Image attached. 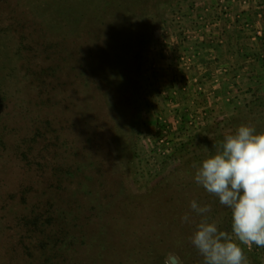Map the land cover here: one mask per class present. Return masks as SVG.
Instances as JSON below:
<instances>
[{
	"label": "rangeland",
	"instance_id": "obj_1",
	"mask_svg": "<svg viewBox=\"0 0 264 264\" xmlns=\"http://www.w3.org/2000/svg\"><path fill=\"white\" fill-rule=\"evenodd\" d=\"M87 1L0 0V264H48V252L42 248L48 228L41 227L40 223H47L51 213L61 214L63 223L68 226L72 223V230L76 232L83 227L84 236L77 239L75 250L65 252L63 264L118 263V258L111 259L107 256L109 252L96 247L91 240L104 239L110 243L112 240L105 237L122 238L121 234H115L116 229L134 220L132 213L125 215L122 211L118 216L117 212L129 197L134 204L145 206L144 211L140 210V216L142 219L143 214L147 216L152 227L149 233H138L143 234L145 242L140 250L141 260L136 264H203V256L191 243L193 232L201 220L207 218L209 222H217L221 231L230 233L231 226L227 230L225 227L226 217L230 214L227 215L223 209L213 219L204 214L200 219L192 216L188 222L182 221L181 215L186 209H191L194 193L187 186L186 178H182L186 179L182 182L178 178L176 168L180 167V163L171 156L178 142L198 135L214 124L219 123L216 130L207 131L199 153L209 148L219 149L220 139L215 135L225 137L241 125L264 132V80L258 83L255 90L253 87L248 89V84L244 83V90L236 97L220 99V111L217 109L218 112L210 117L194 109L187 116L178 114L176 118H181V123H186L191 130L173 135L174 129L170 124L174 121L161 113L163 109L160 105L164 102V93L168 92L161 86L162 77L157 64L163 57L173 55L176 60L180 58L181 51L175 49L177 45L173 46L170 40L173 36L171 28L175 23H181L176 14L182 11L190 13L196 8H199L196 13H207L208 7L203 0H171L172 10L163 3L159 6V14L134 13L129 17V20L133 18L131 21L136 18L137 24L139 20L147 23L146 31H143L148 38L134 57L129 54V49L126 51L131 70L126 74L125 71L120 73L123 80L105 91L106 102L113 110L109 111V107L100 104L101 99L82 91H73L70 77L55 75L57 79H48L53 73L48 70V54L46 56L48 34H53V30H48V23L50 19L57 20V16L59 22L54 23L58 26L56 31L70 30L74 25L66 24V18L59 16L60 13H69L70 4L79 7ZM73 19L76 25L81 22L78 26L83 29L82 18L74 16ZM73 47H77V51L80 49L79 54L88 55V41L71 43L67 48ZM87 61L60 60L69 64H65V75L72 73L69 69L71 64L77 69L86 66L89 71ZM105 64L109 67V63ZM114 75L118 78L117 73ZM186 84L184 81L183 87ZM62 86L66 87L63 93L60 91ZM172 88L166 98L170 100L169 106L176 101L172 96L170 99V94L177 98L174 90L177 93L178 88ZM54 91L55 94H51ZM257 94L261 95V105L254 104V101L260 102ZM92 99L94 105L89 106L88 100ZM117 100L121 101L120 105ZM163 136L167 137L171 146L160 141ZM103 159H111V170L116 173L115 181L120 187L116 188L115 183L107 186L111 187V191L106 193L108 195L118 190L116 195H112L115 196L113 204L97 211L91 207L94 205L89 200L92 197L84 193L78 184L80 182L73 183L72 179L87 169V172L95 171L99 168L98 162ZM69 172L74 177H69ZM171 196L179 198L168 202V206L172 203L178 209L184 208L183 213L175 212L177 221L153 213L155 206L165 203ZM205 205L210 210L214 207L220 210L227 208L213 202L200 206ZM146 206H149L147 210ZM93 209L96 210L93 219H83ZM28 216L30 219H27ZM106 221L110 224L109 232L101 233L98 227ZM183 223L190 226L184 227ZM158 224L167 230L165 236L161 234L159 239V236L153 237L156 227L161 228ZM125 234V237L129 236L127 229ZM130 235L137 236L131 232ZM240 247L247 264H264V247L252 243H240ZM135 251H132L126 264H133ZM172 257L176 258V263H172Z\"/></svg>",
	"mask_w": 264,
	"mask_h": 264
},
{
	"label": "trees",
	"instance_id": "obj_2",
	"mask_svg": "<svg viewBox=\"0 0 264 264\" xmlns=\"http://www.w3.org/2000/svg\"><path fill=\"white\" fill-rule=\"evenodd\" d=\"M79 3H81V1H79ZM163 3L168 7L169 10H172L171 7L173 6L170 5L171 0H99L98 2H96L95 0H88L87 3L79 7L78 5L73 6V4H70L68 7L69 13H60L59 16L66 18L67 22L65 20L64 22L66 24L69 23L70 25H74V27L72 26L70 30H64V32L56 31V27L58 26H54V23L59 22L57 16V20L50 19L51 21H49L50 23H48V30H53V34H48V52L46 51V56L48 54V70L53 72L50 73L48 79H57V77H54L55 75L67 76V78L70 77L71 79L69 81V84H73V91H82L87 93L91 97L97 99L99 98L101 99L99 101L100 104L104 105L105 108H108L109 106L106 102L104 94L105 91L115 83H119L121 82L120 80H123L121 79L122 77L120 73L125 71L126 74L131 70L129 66L130 60L126 59V51L129 49V54L134 57V55L138 53V50H140L139 47H141L145 40L148 38V35L145 32L147 23L139 20L137 24V22L135 21L136 18L131 21L133 18L129 20V17L134 13H138V15L144 13L159 14V6ZM165 8L166 7H164L163 9V13H165ZM74 16H79L82 18V21L84 22L83 29L78 26L81 24V22L76 25V21L73 19ZM85 36H88V38ZM86 41H88L89 43V49L87 52L88 55L79 54L78 52L80 49L77 51V47H73L72 49L67 48L71 43L77 44V42L81 43ZM76 57L82 60H79ZM64 59H68L70 62L75 63L82 62L83 60H88L87 63H89V71L86 70V66L83 68L82 66H80L79 69H77L74 65L71 64V67H69V69L72 70V73L70 72L65 75V64H69L60 62V60ZM1 60L2 56L0 54V61ZM105 62L109 63V67H107V64H105ZM114 72L117 73L119 79L115 78ZM87 73L89 74V76L87 75ZM68 80H66V84H68ZM62 84L63 83H61L60 85ZM60 91L61 93L65 92L66 87L62 86ZM51 94H55V91ZM256 96H259L258 99L260 101L261 95L257 94ZM120 102L121 101L117 100L116 103L120 105ZM256 103L258 105L262 104L261 101H254V104ZM88 105H94L93 99L92 101L88 100ZM109 111L113 110L109 107ZM218 125L219 123L208 126L207 128H205L206 130L204 129V132L202 131L198 135L191 136L186 140L178 142L175 147V152L171 156L172 158H176L177 160H179L180 163V167H178V169L176 168V170L178 171V178H181V182L182 180H188L186 184L193 191L194 200H196L200 205L202 203L210 202L217 204L219 203V198L216 195L208 193L194 180V176L197 171V168L194 167V164L198 165L200 161H202L209 155L214 154L218 150L209 148L208 151L204 153L198 152L199 149H202V145L205 141L204 139H206L207 136V131L216 130ZM215 136L220 139L219 144H221L224 136L221 134H217ZM98 164L99 168H96L95 171L87 172L88 167H86L87 170L82 171V174H78L77 177L72 179V181L73 183L80 182L78 184L82 186L84 193L89 197H92V199H89L94 202V205H91L92 208H96L97 211H103L113 204L112 200L115 198V196L112 195H116V192L118 191H113L108 195L106 193L111 191V187L109 188L107 186H111V184L115 183L116 188H119L120 184L115 181L116 173L111 170V159L100 160ZM98 173L101 174L99 176H94ZM68 175L70 177L72 173L69 172ZM71 177H74V175ZM125 195L126 197H128V194ZM178 198L171 196L170 199L165 201V203H159L158 206L154 207L153 213L155 215L161 216V218H167L171 221H177L175 212L183 213L184 208L178 209L177 205L170 203L168 206L167 203L172 201L173 199L175 200ZM179 201L182 202L180 199ZM122 207L123 208H121L117 212L118 216H121L122 211H124L125 215L132 213V218L134 220L133 222L128 223L126 226H121L120 228L116 229L115 234L118 233L119 235L117 236H120L121 234L122 238H120L119 240H115L111 237H105L109 241L112 240L110 243L105 241L104 239H100V241H91L94 242V245H96V247H100L102 250L109 252L107 256L111 257V259L113 257L118 258V263L114 262L115 264H123L122 262L126 264V261L130 258L129 256L132 255V251L136 250L135 259L132 260L133 264H136L138 260H141V257L139 256L141 254L140 250L141 246H143L145 242L142 235L145 233H149L152 227L149 226L151 223L150 221H148L147 216L143 214L144 220L142 219V216H140V210L144 211L145 206L134 204L129 197L127 203L123 204ZM148 208L149 206H146V210ZM223 209L227 211V215L230 214L229 217H226L227 221L225 222V227L227 230L231 226V213L228 208L223 207L220 210V208L214 207L205 215L208 218L213 219L216 216V213L219 214ZM95 211L96 210L87 212L86 216L83 219H93ZM185 214H188L189 217L198 216L199 219L201 216L192 209H186ZM184 215H181V218ZM29 216L27 217V219H30ZM61 218H63L61 214L51 213V215L48 217L47 223H40L41 227L44 226L48 228V236L44 237L42 246V248L48 252V264H63L66 258L65 252H70L69 250H75L78 246V244L76 243L77 239L84 236L82 226L76 232L75 230H72V223H70V226H68L63 223V220H61ZM37 223L38 222L36 221L35 224ZM74 226L79 227L78 225ZM109 226V222L106 221L102 223L98 227V229L101 233L109 232ZM160 226L161 228L156 227L153 234V237L155 238L159 236L157 237L158 239L161 238V234L162 236H165V233H167V230L163 228V225ZM182 226L189 227L190 225L188 223H183ZM128 227H130V229ZM126 229L127 233H129L128 237H125ZM140 231L143 232L142 235L138 234ZM130 232L137 236L130 235ZM77 233L80 234L77 235ZM103 264H105L104 261Z\"/></svg>",
	"mask_w": 264,
	"mask_h": 264
},
{
	"label": "crops",
	"instance_id": "obj_3",
	"mask_svg": "<svg viewBox=\"0 0 264 264\" xmlns=\"http://www.w3.org/2000/svg\"><path fill=\"white\" fill-rule=\"evenodd\" d=\"M203 2L208 7L207 13H196L199 12L196 8L190 13L176 14L181 23L171 28L170 40L182 52L180 58L163 57L157 64L161 86L168 92L164 93L161 113L174 121L170 124L173 135L191 130L181 123V118H176L178 114L187 116L194 109L210 117L218 112L220 99L236 97L244 90V83L255 90L264 80V0ZM172 86L178 92L174 90L177 98L170 94V99L176 101L169 106L170 100L166 98Z\"/></svg>",
	"mask_w": 264,
	"mask_h": 264
},
{
	"label": "clouds",
	"instance_id": "obj_4",
	"mask_svg": "<svg viewBox=\"0 0 264 264\" xmlns=\"http://www.w3.org/2000/svg\"><path fill=\"white\" fill-rule=\"evenodd\" d=\"M194 167L195 182L230 209L231 232L221 231L217 222L204 218L191 243L203 256V264H247L240 243L264 247V132L241 125ZM190 207L202 217L210 211L196 200ZM181 219L188 222V214Z\"/></svg>",
	"mask_w": 264,
	"mask_h": 264
},
{
	"label": "built area",
	"instance_id": "obj_5",
	"mask_svg": "<svg viewBox=\"0 0 264 264\" xmlns=\"http://www.w3.org/2000/svg\"><path fill=\"white\" fill-rule=\"evenodd\" d=\"M164 138H159L162 143H165L167 146H171V143L167 140L166 136H163ZM167 140V141H166Z\"/></svg>",
	"mask_w": 264,
	"mask_h": 264
},
{
	"label": "water",
	"instance_id": "obj_6",
	"mask_svg": "<svg viewBox=\"0 0 264 264\" xmlns=\"http://www.w3.org/2000/svg\"><path fill=\"white\" fill-rule=\"evenodd\" d=\"M171 261H172V263H176V258L172 257Z\"/></svg>",
	"mask_w": 264,
	"mask_h": 264
}]
</instances>
